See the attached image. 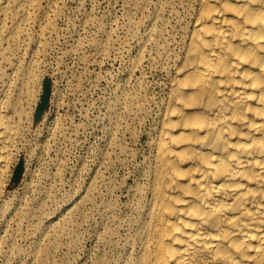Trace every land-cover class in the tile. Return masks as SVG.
I'll return each instance as SVG.
<instances>
[{
    "label": "rangeland",
    "instance_id": "1",
    "mask_svg": "<svg viewBox=\"0 0 264 264\" xmlns=\"http://www.w3.org/2000/svg\"><path fill=\"white\" fill-rule=\"evenodd\" d=\"M14 2L26 6L27 21L0 37V96L19 124L4 195L14 213L0 264H28L35 233L88 192L45 262L116 264L172 74L160 52L178 51L193 0ZM141 46L143 61L132 68ZM43 77L51 95L35 123ZM19 158L23 174L11 184Z\"/></svg>",
    "mask_w": 264,
    "mask_h": 264
},
{
    "label": "bare ground",
    "instance_id": "2",
    "mask_svg": "<svg viewBox=\"0 0 264 264\" xmlns=\"http://www.w3.org/2000/svg\"><path fill=\"white\" fill-rule=\"evenodd\" d=\"M14 1L0 0V37L27 21ZM160 59L172 74L116 264H264V0H193L178 51L166 46ZM18 131L0 96V248L14 213L4 195ZM87 194L35 233L28 264H46Z\"/></svg>",
    "mask_w": 264,
    "mask_h": 264
},
{
    "label": "water",
    "instance_id": "3",
    "mask_svg": "<svg viewBox=\"0 0 264 264\" xmlns=\"http://www.w3.org/2000/svg\"><path fill=\"white\" fill-rule=\"evenodd\" d=\"M50 95H51V82L48 77H45L43 78L42 81V94L40 96L39 103L37 104V107L33 115V121L35 123H37L41 119L43 113L47 109ZM22 174H23V159L19 158L18 163L14 169L10 183L17 184L21 179Z\"/></svg>",
    "mask_w": 264,
    "mask_h": 264
}]
</instances>
